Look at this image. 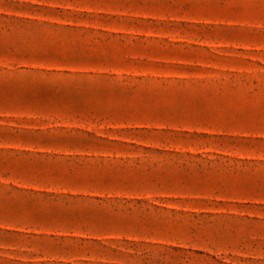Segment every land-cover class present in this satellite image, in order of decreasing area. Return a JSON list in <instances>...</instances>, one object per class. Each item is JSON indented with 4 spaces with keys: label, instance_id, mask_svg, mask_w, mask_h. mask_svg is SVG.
I'll list each match as a JSON object with an SVG mask.
<instances>
[{
    "label": "rangeland",
    "instance_id": "rangeland-1",
    "mask_svg": "<svg viewBox=\"0 0 264 264\" xmlns=\"http://www.w3.org/2000/svg\"><path fill=\"white\" fill-rule=\"evenodd\" d=\"M0 264H264V0H0Z\"/></svg>",
    "mask_w": 264,
    "mask_h": 264
},
{
    "label": "crops",
    "instance_id": "crops-1",
    "mask_svg": "<svg viewBox=\"0 0 264 264\" xmlns=\"http://www.w3.org/2000/svg\"><path fill=\"white\" fill-rule=\"evenodd\" d=\"M46 258V257H45ZM48 259V258H47ZM48 261H50L49 259H48Z\"/></svg>",
    "mask_w": 264,
    "mask_h": 264
}]
</instances>
